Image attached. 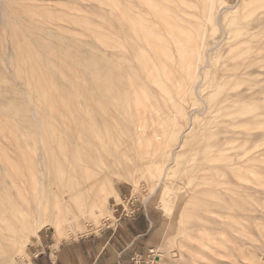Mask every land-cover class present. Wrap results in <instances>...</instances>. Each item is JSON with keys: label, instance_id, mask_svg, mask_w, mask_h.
<instances>
[{"label": "rangeland", "instance_id": "obj_1", "mask_svg": "<svg viewBox=\"0 0 264 264\" xmlns=\"http://www.w3.org/2000/svg\"><path fill=\"white\" fill-rule=\"evenodd\" d=\"M151 2L161 15L141 0H0V204L16 201L10 180L19 171L28 200L36 198L37 184L48 212L40 220L25 212L17 214L22 220L11 218L0 264H31L45 236L56 244L92 237L105 245L126 217L144 220L150 230L151 220L169 222L163 240L133 256L154 247L156 257L146 264H192L200 231L199 200L191 190L201 180L189 173L210 167L224 151L264 149V0ZM128 18L142 19L153 31L137 36ZM157 44L164 47L160 54ZM191 48L188 70L184 59ZM190 73L194 84L188 88ZM133 83L140 111L131 103ZM72 166L87 168L74 176ZM57 181L71 192L67 203L54 200ZM92 193L107 199L98 218L86 215ZM59 208L71 220L55 237L51 225ZM260 217L251 223L254 239L244 246L243 264H264L263 208ZM22 225L26 237L9 245V233ZM30 231L39 232L38 242ZM120 259L103 253L99 264Z\"/></svg>", "mask_w": 264, "mask_h": 264}, {"label": "bare ground", "instance_id": "obj_2", "mask_svg": "<svg viewBox=\"0 0 264 264\" xmlns=\"http://www.w3.org/2000/svg\"><path fill=\"white\" fill-rule=\"evenodd\" d=\"M141 1H143L145 4H148L151 7V9H153V11L157 10L158 14L161 15V10H159L160 6L156 2H154V3L151 2L153 0H151V1L150 0H141ZM204 5H206L205 8L209 7L208 4H204ZM131 7H132V5H131ZM131 7H130V9H131ZM199 9H200V7H199ZM129 11L131 12V10H129ZM202 13L204 14V12H202ZM209 16H210V13H209ZM163 20H165V19H163ZM179 20L177 19L176 21H179ZM192 20H193V18H192ZM207 20H208V17H207ZM126 22L130 24L131 30L137 36L140 32L145 31V30H147L149 34H150V32L153 31L151 29L152 27L151 26L149 27V25L146 22H144L142 19L138 20L139 23H134L133 21L130 20V18H128L126 20ZM181 22H182V19H181ZM181 22H178V23H181ZM263 22H264V19H263ZM150 23H152V22H150ZM190 23H192V22H190ZM169 24H170L169 26L172 25L170 22H169ZM191 25L193 26V24H189V28ZM189 28L187 27V29L189 31H190V29H194L193 27L190 29ZM183 29H185V28H183ZM182 32H183V30H182ZM191 32H193V30H191L190 33ZM189 34H186V35H189ZM185 36L183 35L184 38H188ZM189 36L194 37L193 35L192 36L189 35ZM194 38L192 39V41L194 40ZM199 38H200V36H199ZM173 40H174V38H173ZM187 40L190 41L191 38L190 39L188 38ZM189 44H190V46H189V48H190L192 44L191 43H189ZM135 45H136V43H135ZM146 45H147V42H146ZM146 45H145V47H146ZM157 45H159V44H157ZM179 45H180V43H179ZM193 45H194V43H193ZM149 46H150V44H149ZM149 46H148V48H150ZM165 46H166V44H165ZM153 47L154 46H152V48ZM156 47H157L158 52H159V50L161 51L164 48V47L161 48L162 46H160V45L156 46ZM158 47H160L159 50H158ZM201 47H202V45H201ZM180 48H181V46L179 47V49ZM192 48H193V46H192ZM192 48L190 50L188 49V52H187L186 57L184 59V66H186V68L188 70H190V68H191V57L193 55V49ZM118 49H119V47H118ZM144 49L145 48H143V50ZM175 49H177V48L175 47ZM157 54H155V55H157ZM159 54H160V52H159ZM240 54H242V53H240ZM174 55H176V54H174ZM206 55H207V53H206ZM244 55L245 54L243 53V56ZM157 56H159V55H157ZM172 56H173V54H172ZM172 56H171V58H173V60H174L175 56L174 57H172ZM149 58H151V57H149ZM175 60H176V58H175ZM153 64H155V63H153ZM156 67L157 66H155V68ZM149 69H150V67H149ZM153 69L151 68V73H152ZM147 72L150 73V71H147ZM148 76H149V74H148ZM148 76H147V78H148ZM150 77H152V76H150ZM164 78H165V76H164ZM179 78L181 79V77H179ZM188 78L190 79V82L188 84V88H190V87H192V84H194L193 83V81H194L193 75L192 74L189 75ZM179 81H181V80H179ZM161 82L162 81L157 80L156 84L158 83V85L161 86V90H163L166 94L167 93L171 94V92H168L166 87H164L163 84H161ZM187 82H188V80H187ZM167 83L169 85V80H167ZM179 84H181V83H179ZM131 86H132V93H133V98H134V99H131V103L134 104L133 106L135 107V110L140 111V107L142 106V100H141V98L137 97L138 93L134 92V91H136V87H135L134 83L131 84ZM173 89L176 90L175 87ZM173 89H170V90H173ZM179 89H182V86ZM170 94H169V96H170ZM238 95L242 96L243 98L248 96V95H244L243 92L238 93ZM170 100L172 101L171 96H170ZM105 125H106V123H105ZM54 127H55V125H54ZM73 127H74V125H73ZM65 128L68 129L66 126H65ZM103 129L108 130L109 128H106V129L103 128ZM77 132H78V129H77ZM183 133H184V131H183ZM57 135H58V133H57ZM93 141H94V139H93ZM245 142H246V140H245ZM259 142H260V140H259ZM87 144H89V143H87ZM51 145H53V143ZM213 161L214 162L212 163V165L210 167L204 168V169H199V170H194V171L189 173L191 177H198L201 180V182L199 183L200 185L197 184L196 187L191 190V196H193L194 198L196 197L199 200V205H198V208L196 210V214L199 217V222L197 223L196 227L200 231L199 235H196V238H195L198 240L197 241L198 244L196 247L192 248V252L194 253V255L196 257L191 262H192V264H243L244 262L242 263L241 255H242V252L245 248L244 246L249 245V243H251V240L254 239L253 235H252L253 231L250 230L251 223H253L255 220L261 218L260 215L262 214V208L264 209V207L262 206L264 203V149H246V150L224 151L223 154L218 156ZM54 162L56 163L57 161L54 159ZM58 164H60V163H58ZM78 166L77 167L72 166L73 169L71 168V170H70L71 175H72V173H74L73 174L74 176H76V174L78 176V174L81 175V172L83 173L84 171H86L87 167L85 169H82ZM69 168H70V166H69ZM61 173L63 176L64 175L63 172H61ZM13 174L16 176L11 175L10 182L13 185L11 188L15 189V196H16L15 200L16 201H14L12 199L13 200L12 202L6 201V203H4L5 202L4 201V202H2V204H0V244L7 241V239H6L7 237H5V230H6V227L8 226V222L11 221V223H12L13 220L11 218H13L15 215L18 216L20 213L23 214V212H25L26 215H28V216L30 215V216L38 218V215L40 217H42L41 212L46 211V209H42L43 204H42V201H40V196H38L39 195L38 191L40 190L39 186L37 184L35 185L36 187L34 186L36 198L33 200V202H31L28 200V197H27L28 190H27L26 186L25 185L22 186L21 184H19L21 182V178H20L21 173H19V171H18L16 174L14 171ZM66 178L68 179L69 176H67ZM81 182L83 185H85V182H83V181H81ZM122 182L125 183L127 181L124 179V180H122ZM137 182H138V180L135 181L134 183H137ZM57 183H58V192H57L58 195L55 191L53 192V195L56 193L55 194L56 196L54 195L55 196L54 200L57 198V200L59 201V204L67 203L69 201V197H70L71 192L63 190L60 187L61 186L60 183L58 181H57ZM160 184H163L162 180L160 181L159 185ZM116 186H117L116 184L113 186L114 191L117 190ZM91 195H92V198H90V199H92V200L90 201L89 209H87L88 212L86 210L85 212H87V214L86 213L85 214L88 217V213L89 214L91 213L95 218L96 217L98 218L99 214H98L97 210L101 209L98 206L102 207L103 203L106 202L107 199H106V196L103 194L92 193ZM57 200H55V201H57ZM77 207H79V206H77ZM105 209H106V207L104 208V210ZM58 211H59V218L56 219L55 222L51 225V227L55 230V232H54L55 237H57L59 235L62 236L65 234L66 223L68 222V220H71L70 218H64L62 216V214H61L62 212L60 211V208ZM58 211H57V214H58ZM73 211H75V210L73 209ZM46 213H48V212H45L44 214H46ZM65 215H66V213H65ZM16 216H15V218H16ZM47 216L48 215H46V217ZM18 217L22 218L21 215ZM32 219L33 218H31V221H33ZM76 219L78 221H80V218L78 216H76ZM15 220L19 221L18 218H16ZM31 221L29 222V224L31 223ZM35 221H36V219H35ZM78 221H76L78 223V225H77L78 227L76 230L82 231L83 227H82V225L79 224ZM37 222H38V220H37ZM259 223L261 224L260 221H259ZM259 223L257 222V226ZM32 224L35 225L34 221L32 222ZM38 224L39 223H37V225ZM262 224H263V222H262ZM262 224L260 226H262ZM12 225H16V224H12ZM260 226H259V228H260ZM31 227H30V230H33V228H31ZM25 229H26V227H24V225H22V226L18 227V229H15L13 232L11 231L12 233L10 232L9 234L12 237L9 236L10 237L9 239H12V240H11V242H7V243H9V245L12 244L11 246H13L15 243L20 242L22 240L21 238L23 236H25L26 233L28 232L27 230L25 232ZM256 229H257V227H256ZM33 231H30L29 233L33 237H35V239L38 242L40 240L39 232L37 233V235H34V234H36V231L35 232H33ZM261 232L263 234V231H261ZM23 234H25V235H23ZM29 236L30 235L27 234L28 239H29ZM250 238H251V240H250ZM256 240H258V238H256ZM253 241H255V240H253ZM20 246H17V247H20ZM250 253H252V251ZM253 254H255V252H253ZM243 255H244V253H243ZM250 257L252 258V254L250 255ZM250 257H249L248 261L245 258L247 262H249V260L251 259ZM253 257L255 258L256 255L255 256L253 255ZM250 261L252 262V259ZM251 262H250V264H251ZM255 262L256 261H254L253 264Z\"/></svg>", "mask_w": 264, "mask_h": 264}, {"label": "crops", "instance_id": "obj_3", "mask_svg": "<svg viewBox=\"0 0 264 264\" xmlns=\"http://www.w3.org/2000/svg\"><path fill=\"white\" fill-rule=\"evenodd\" d=\"M119 222V227L110 233L109 241L102 246L92 237L56 244L45 236L38 252L33 253L31 264H99L100 256L109 252L121 258L118 264H132L133 254L143 251L146 246L157 245L166 236L169 226V222L162 217L155 222L151 220V225H155L153 230L145 227L144 220L140 223L136 218L126 217ZM114 235L121 239L118 245L114 243L113 238H117ZM149 249L154 247H149L144 253L148 254Z\"/></svg>", "mask_w": 264, "mask_h": 264}, {"label": "built area", "instance_id": "obj_4", "mask_svg": "<svg viewBox=\"0 0 264 264\" xmlns=\"http://www.w3.org/2000/svg\"><path fill=\"white\" fill-rule=\"evenodd\" d=\"M149 253L145 256L136 254L132 258L133 264H146L148 263L152 258L156 257V250L155 249H149Z\"/></svg>", "mask_w": 264, "mask_h": 264}]
</instances>
